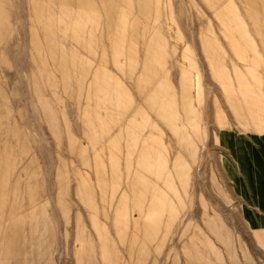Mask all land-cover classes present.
<instances>
[{
    "label": "rangeland",
    "instance_id": "1",
    "mask_svg": "<svg viewBox=\"0 0 264 264\" xmlns=\"http://www.w3.org/2000/svg\"><path fill=\"white\" fill-rule=\"evenodd\" d=\"M227 132L264 0H0V264H264Z\"/></svg>",
    "mask_w": 264,
    "mask_h": 264
},
{
    "label": "crops",
    "instance_id": "2",
    "mask_svg": "<svg viewBox=\"0 0 264 264\" xmlns=\"http://www.w3.org/2000/svg\"><path fill=\"white\" fill-rule=\"evenodd\" d=\"M227 133L221 142L237 165L236 190L249 206L246 218L256 240L264 244V135Z\"/></svg>",
    "mask_w": 264,
    "mask_h": 264
}]
</instances>
